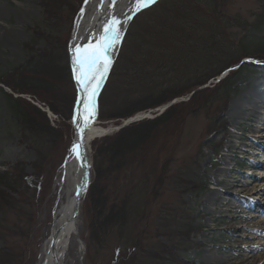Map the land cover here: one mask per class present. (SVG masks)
Here are the masks:
<instances>
[{"label":"trees","instance_id":"trees-1","mask_svg":"<svg viewBox=\"0 0 264 264\" xmlns=\"http://www.w3.org/2000/svg\"><path fill=\"white\" fill-rule=\"evenodd\" d=\"M83 2L41 0L42 19L29 30L22 62L0 77L11 123L35 156L30 174L23 163L0 170V264H21L22 256L15 255L8 243V233L15 228L9 217L30 222V210L52 178L53 154L67 151L71 143L69 122L76 91L68 42ZM226 2L159 0L130 23L99 95L98 119L119 126L193 94L154 119L130 124L93 143L91 183L81 204L88 253L117 244L113 264H175L168 244L179 251L197 231L180 207L175 214L160 213L158 231L164 233L166 245L158 241L144 245L150 239L135 233L148 217L150 201L164 190L188 119L215 103L225 105L243 86V75L264 73L263 14L231 37L233 21L221 12ZM225 72L226 77L214 83ZM23 97L46 106L58 118L56 125ZM190 180L199 184L193 190L205 187L199 177Z\"/></svg>","mask_w":264,"mask_h":264},{"label":"rangeland","instance_id":"rangeland-1","mask_svg":"<svg viewBox=\"0 0 264 264\" xmlns=\"http://www.w3.org/2000/svg\"><path fill=\"white\" fill-rule=\"evenodd\" d=\"M40 1L0 0V24L10 32L4 40L0 38V77L22 62L23 46L28 42L29 30L42 19L39 8ZM83 4L76 16L75 23ZM15 9L19 10L15 11ZM4 10L6 14H4ZM223 11V16L232 19L230 35L236 37L243 33L247 27H250L249 25L253 24L261 14L264 16V0H230V2L228 0L226 8H223L221 12ZM74 26L68 42L69 59V47ZM247 62L255 63L256 61L247 59ZM243 78L245 79L243 86L236 93L230 95L225 105L222 104L219 107V103H215L209 109H204L188 119L182 137L176 143L174 161L169 168L164 190L156 200L151 199L146 221L135 229L136 234L140 233L141 236L150 239V241L146 240L144 245L154 244L157 241L166 245V240L162 236L164 233L158 231L160 213L165 211V213L175 214L180 207L186 210L189 214L183 212V218L189 223L195 222L197 231L190 236L189 243L179 251L177 247L168 244V252L172 255L171 260L175 264H210L209 258L211 255L217 256L221 252L222 245L228 244L232 247L236 237L255 241L257 239L254 238L259 235L254 236L253 234L259 226L253 221L243 220L236 213V209L247 210L248 204L243 202L246 200L256 211L262 212V209L264 211V195L263 197L254 195L259 192V189H264V177L258 178L260 175L264 176V137L260 136L264 133V115H262L263 120L257 128L253 127V117L250 116L247 120H242L247 113L246 107L249 101H253L260 92L264 91V73L243 75ZM23 98L38 108L43 106L28 97ZM57 121H59L57 117L52 120L53 126ZM97 125L106 130L120 126L114 122L100 121L98 109ZM111 134L113 133H108V136ZM70 137L72 142V131ZM246 138L251 140V145L246 148L245 153L241 154L235 145L236 143L242 144ZM100 139L98 138L90 144L89 159L91 163L93 143L96 141L97 145ZM69 148L67 151L59 149L53 154L52 178L44 187V195L41 200L33 204L30 210V222L20 223V218L9 217L11 226H15V228L8 233L10 236L8 243L15 255L22 256L21 264H37L40 247L47 237V221L43 222L40 219L43 213L42 206L50 192L54 175L68 155ZM211 159L213 160L212 164ZM34 161V153L19 138L11 123L4 97L0 93V170H7L15 166L16 163H23L25 172L30 174L32 172L30 165ZM193 176L202 179L205 184L202 190L197 188L193 190L194 186L199 188L198 183L190 184L192 182L190 179ZM248 181L250 184L246 183ZM235 183L238 184L237 187L233 185ZM234 191L235 197L231 193ZM213 198H215V202ZM226 199L232 203L233 207L224 205ZM242 202L245 205H242ZM78 218L80 221L78 240L81 243L82 251L77 239H73L63 264H113L116 261L113 256L117 253V244L109 246L106 250L98 251V254L95 251L88 253L83 240L86 238V234L85 217L82 214L81 206ZM244 227L248 230L242 232ZM237 230L240 232H235ZM2 246L1 239L0 248Z\"/></svg>","mask_w":264,"mask_h":264},{"label":"bare ground","instance_id":"bare-ground-1","mask_svg":"<svg viewBox=\"0 0 264 264\" xmlns=\"http://www.w3.org/2000/svg\"><path fill=\"white\" fill-rule=\"evenodd\" d=\"M17 10L19 9H15V11ZM131 13L133 12H131L130 9L126 6V0H88L87 3L83 4L78 19L76 20L69 47L73 82L76 91V101L70 119V127L73 138L71 146L69 148V153L64 158L63 162L56 171L50 192L46 198L45 203L42 206L43 213L41 214L40 219L43 222L47 221V237L40 247L37 256V264H53L52 254L50 250L52 241H54V256L59 260V264H63L67 257L72 240L79 237V218L75 222L70 223V218L75 210L76 194L80 187L83 172V159H78L77 153L70 151L73 143L78 141L77 135L79 132L73 117L77 109L76 102L81 95V93L79 92V86L77 85L74 78L75 74L73 71L72 62L73 45L84 48L97 43L99 35L103 33L105 26L114 18L122 22V29H124L125 22L127 21L128 16L131 15ZM4 14H6L5 10ZM9 34L10 32L8 30H5L3 25L0 24L1 40H4ZM119 43L120 40L116 42L114 47L109 48L108 52L106 53V58L110 60L111 65L117 53ZM246 108L247 113H245V116L242 118V120H247L250 116L253 117V127L257 128L263 120L262 115H264V91L260 92L259 95L253 99V101L250 100ZM106 131L107 130L105 128L97 125L96 105L95 120L87 129V131L84 132L83 138L80 142L83 148L82 154L80 156L82 158H87L88 163L90 161V144L95 139L102 136ZM260 136L264 137V133ZM250 143L251 140L246 138L242 144L236 143L235 147L236 149H239L241 151V154H243L245 153L246 148L250 147ZM240 145L241 147H239ZM262 177L264 176L260 175L258 178ZM246 183L250 184L249 181ZM233 185H236V187L238 186L237 183ZM254 186H256V184H254ZM231 193L232 196L235 197V191L234 193ZM254 195L257 197H263L264 189H259V192ZM213 201L215 202V198H213ZM243 202L248 204L247 210L244 211L242 209H236V213H238V215L241 216L243 220L253 221L257 226H259V228H257L253 232L254 236H257L259 234L257 238H254L257 240L252 241L247 238L245 239L241 237L240 239L239 237H236V239H234V245L232 247H230L228 244H224L222 245V249L220 250L221 252L218 253L217 256L211 255V257L209 258L210 264H264V211L263 209L262 212L256 211L255 208L250 206V203L248 201L245 200ZM243 202L242 205H245ZM224 205H227L230 208L233 207L232 203L227 199L224 201ZM256 208L259 209L258 207ZM249 229L251 230L252 228ZM246 230L248 229L244 227L242 232ZM235 232L239 233L240 231L237 230Z\"/></svg>","mask_w":264,"mask_h":264},{"label":"snow or ice","instance_id":"snow-or-ice-1","mask_svg":"<svg viewBox=\"0 0 264 264\" xmlns=\"http://www.w3.org/2000/svg\"><path fill=\"white\" fill-rule=\"evenodd\" d=\"M87 2L88 0H85V3ZM157 2L158 0H126V6L135 14ZM128 19H131V16H128ZM122 30V22L114 18L105 26L97 43L84 48L73 45L74 78L81 93L76 102L77 109L73 117L78 132H86L95 120L97 90L111 66L106 53L121 39ZM79 147L80 142H74L70 151L76 152L77 158L82 159L77 151Z\"/></svg>","mask_w":264,"mask_h":264},{"label":"water","instance_id":"water-1","mask_svg":"<svg viewBox=\"0 0 264 264\" xmlns=\"http://www.w3.org/2000/svg\"><path fill=\"white\" fill-rule=\"evenodd\" d=\"M137 14H138V13H135V14H134V13H131V15H130V16H131V19H127V21L125 22L124 29H123V32H122V35H121L120 43H119L118 50H117V53H116V55H115V58H116V56H117V54H118V51H119V48H120L121 42H122V40H123V37H124V35H125V32H126L128 26H129V24L131 23V21L133 20V18H134ZM115 58H114V60H115ZM113 62H114V61H113ZM110 68H111V67H110ZM109 70H110V69H109ZM108 73H109V71H108ZM108 73H107V75L105 76L103 82H101V84L99 85V88H98V90H97V95H96V98H95V102L97 101V98H98V96H99V93H100V91H101V89H102V87H103V85H104V83H105V81H106V79H107ZM223 77H224V76L218 78L217 81L221 80ZM205 88H207V86H204V87H202V88H199L198 90L205 89ZM192 94H193V93H192ZM192 94L189 95V97H188L187 99H185V100H183V99H179V100L172 101L170 104H168V105L162 107V110H166V109L169 108L170 106L174 105L176 102H180V101L182 102V101H187V100H189V98L192 96ZM142 119H144L142 116H135V117H133V118H131V119H128V120L124 121L123 124H122L121 126L116 127V128H110V129H108V130H107L102 136H100L99 138H103V137L107 136L108 133L118 132V131H120L121 129L127 127L128 125L133 124V123H135V122H139V121L142 120ZM83 135H84V132H79V133H78V135H77V139H78L79 142H81V139L83 138ZM82 150H83V148H82V145H81V143H80V147H79L78 150H77V151L79 152L80 155L82 154ZM82 159H83V172H82V179H81L80 187H79V189H78V191H77V194H76V206H75V210H74V212H73V214H72V216H71V218H70V223H73V222H75V221L78 219L80 205H81L82 200H83V197H84V195L86 194V191H87V189H88V187H89V185H90V183H91V173H90L91 161H89V163H88V162H87V158L83 157ZM89 160H90V159H89ZM76 239H77L78 244H79V246H80V250L82 251L81 243L79 242L78 238H76ZM53 240H54V238H53ZM53 242H54V241H52V243H51V247H50L51 254H52V259H53V264H59V260L54 256L55 254H54Z\"/></svg>","mask_w":264,"mask_h":264}]
</instances>
